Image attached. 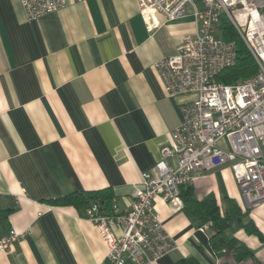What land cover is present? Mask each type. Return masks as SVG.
<instances>
[{"label":"crops","instance_id":"0c3cea01","mask_svg":"<svg viewBox=\"0 0 264 264\" xmlns=\"http://www.w3.org/2000/svg\"><path fill=\"white\" fill-rule=\"evenodd\" d=\"M195 8L204 9L201 0L181 18L158 15L161 25L149 32L136 0H67L34 20L19 0H0V238L20 233L9 250L0 248V264H106L84 208L47 201L107 188L111 204L130 205L182 121L179 105L193 98L169 97L153 64L198 30ZM261 151L264 157V144ZM190 185L197 199L212 193L221 214L230 213L225 234L250 255L237 261L233 250L215 252L209 228L157 197L159 219L176 242L158 264L187 257L263 264L264 201L245 205L230 164ZM249 221L257 233L246 230Z\"/></svg>","mask_w":264,"mask_h":264},{"label":"built area","instance_id":"2783aa9c","mask_svg":"<svg viewBox=\"0 0 264 264\" xmlns=\"http://www.w3.org/2000/svg\"><path fill=\"white\" fill-rule=\"evenodd\" d=\"M19 1L28 20L67 4V0ZM201 2L204 9H194L198 30L185 35L173 55L153 64L169 97L193 96L179 105L181 123L161 148L159 160L142 174L126 209L112 203L105 210L99 201L84 207V217L105 244L106 264H158L175 249L176 242L159 219L155 200L160 197L173 212L181 211V189L205 171L229 163L245 205L253 207L264 201V0ZM136 4L150 32L161 25L158 15L165 21L181 18L187 4L195 6V0H136ZM222 15L256 63L254 74L231 84L217 80L237 58L235 40L224 39L220 29ZM172 157L173 164L169 163ZM208 228V223L200 227ZM19 237L11 229L0 238V248L9 250Z\"/></svg>","mask_w":264,"mask_h":264},{"label":"trees","instance_id":"16d2710c","mask_svg":"<svg viewBox=\"0 0 264 264\" xmlns=\"http://www.w3.org/2000/svg\"><path fill=\"white\" fill-rule=\"evenodd\" d=\"M224 39H233L236 42L237 58L233 66L223 69L218 75L217 80L225 84L241 81L251 76L256 71V63L252 55L244 46L242 40L236 35L231 24L222 20L219 24ZM112 192L107 188L96 191L72 192L62 197L47 201L51 205H72L77 209H82L90 201L97 200L103 204V209L110 210L112 202ZM183 213L189 219H195L201 225L208 223L211 232L210 241L215 252L233 250L235 259L240 261L250 255V251L245 245L236 238H228L225 234L227 221L230 213L222 215L215 196L210 193L201 199L193 195L192 186L187 185L181 189ZM250 233H257L256 227L251 221L244 224ZM175 264H199L194 258H181Z\"/></svg>","mask_w":264,"mask_h":264},{"label":"rangeland","instance_id":"374dc122","mask_svg":"<svg viewBox=\"0 0 264 264\" xmlns=\"http://www.w3.org/2000/svg\"><path fill=\"white\" fill-rule=\"evenodd\" d=\"M220 18L223 19V20L225 19L224 15H222Z\"/></svg>","mask_w":264,"mask_h":264}]
</instances>
